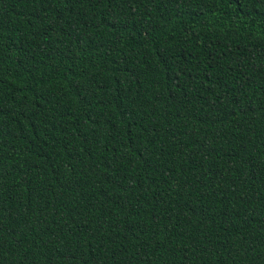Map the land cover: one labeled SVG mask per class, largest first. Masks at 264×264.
I'll return each mask as SVG.
<instances>
[{"label":"trees","instance_id":"obj_1","mask_svg":"<svg viewBox=\"0 0 264 264\" xmlns=\"http://www.w3.org/2000/svg\"><path fill=\"white\" fill-rule=\"evenodd\" d=\"M0 264H264V0H0Z\"/></svg>","mask_w":264,"mask_h":264}]
</instances>
